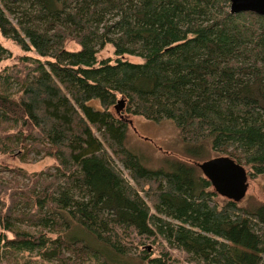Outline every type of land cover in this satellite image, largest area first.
Listing matches in <instances>:
<instances>
[{"label": "trees", "instance_id": "obj_1", "mask_svg": "<svg viewBox=\"0 0 264 264\" xmlns=\"http://www.w3.org/2000/svg\"><path fill=\"white\" fill-rule=\"evenodd\" d=\"M0 33L24 53L0 71V155L56 161L0 167V263L178 264V250L264 264V203L219 202L199 162L150 169L126 145L130 115L167 119L190 153L264 176V15L231 0H0ZM12 56L0 42V63ZM148 239L165 243L157 256L132 255Z\"/></svg>", "mask_w": 264, "mask_h": 264}, {"label": "rangeland", "instance_id": "obj_2", "mask_svg": "<svg viewBox=\"0 0 264 264\" xmlns=\"http://www.w3.org/2000/svg\"><path fill=\"white\" fill-rule=\"evenodd\" d=\"M0 42L3 43L13 56L0 63V71L6 66L18 63L19 57L24 53L13 41L5 39L0 33ZM70 47L77 48L76 45L71 44ZM34 56H37L32 52ZM100 58H108L114 56V49L112 46L106 47L100 54ZM130 60H138L135 57H126ZM17 90V87L14 88ZM97 103V100H94ZM131 123L128 126L126 145L130 151L138 155L142 163L150 169H165L171 170L172 165L177 161H186L191 163L203 162L220 154L214 151L211 147H208L206 151H201L199 154L189 152V145L185 143L176 128L175 124L170 120H162L159 122L145 119L142 116L130 115ZM188 154L198 155L191 157ZM197 157V158H196ZM56 161L52 157H40L32 155L29 161H22L18 152L7 153L0 155V167L1 169H23L29 174L35 172H42L47 168L53 167ZM248 173L251 171L248 166H245ZM12 172H5V178H12ZM127 177L129 175L125 172ZM249 188L246 197L240 202L241 206H255L264 203V176L248 177ZM227 198L219 195L217 200L219 202L226 200ZM32 230V228H30ZM33 231V230H32ZM2 230L0 228V236ZM9 238H13L12 233L7 232ZM154 242L153 239L143 240V246L138 247L132 251V255L141 254L142 249H147L149 253L153 251L157 256L159 250L165 243ZM173 256L178 259V264H190L185 261V254L178 250H172ZM0 264H57L55 261H47L42 258L38 252L33 254L24 253L20 256L13 255L8 259H4Z\"/></svg>", "mask_w": 264, "mask_h": 264}, {"label": "water", "instance_id": "obj_3", "mask_svg": "<svg viewBox=\"0 0 264 264\" xmlns=\"http://www.w3.org/2000/svg\"><path fill=\"white\" fill-rule=\"evenodd\" d=\"M246 11L264 15V0H231V13ZM198 165L219 195L235 202H241L246 197L249 175L239 161L228 155H219Z\"/></svg>", "mask_w": 264, "mask_h": 264}]
</instances>
